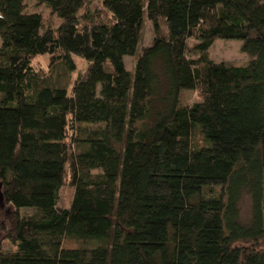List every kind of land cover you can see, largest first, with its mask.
I'll return each mask as SVG.
<instances>
[{
	"label": "trees",
	"instance_id": "trees-1",
	"mask_svg": "<svg viewBox=\"0 0 264 264\" xmlns=\"http://www.w3.org/2000/svg\"><path fill=\"white\" fill-rule=\"evenodd\" d=\"M34 1L56 28L0 0V264H264V0Z\"/></svg>",
	"mask_w": 264,
	"mask_h": 264
},
{
	"label": "rangeland",
	"instance_id": "rangeland-1",
	"mask_svg": "<svg viewBox=\"0 0 264 264\" xmlns=\"http://www.w3.org/2000/svg\"><path fill=\"white\" fill-rule=\"evenodd\" d=\"M91 1H92L91 9H97V10L101 9L102 0H91ZM26 10L27 12H33V11L38 12L42 17L44 26H50L52 28H56L60 23V20L55 15H53L46 6H44L43 4H37L34 0H26ZM151 38H152L151 24L146 18H144L143 27L141 30V36L138 42V47L136 49V52L134 54L125 55L123 58L126 68L131 72L133 71L134 63L138 51L141 48L148 46L151 41ZM241 44L242 42L239 39H220V38L215 39L208 49L209 57L216 62L225 61V62H233L237 64L245 63L249 60V56L241 51ZM73 58L76 62V70L71 75L72 79L75 78L79 72H83L86 67V63L83 59L75 55L73 56ZM34 66L36 69H42L46 71L48 66V59L40 57L34 61ZM188 97L192 101L198 100V95H196L195 93H189ZM80 126L81 128H85V129L95 127V125H90V124H81ZM70 198H71V190H69L68 188H64L61 192V205L67 207ZM250 208H251L250 196L244 193L239 202V215L241 220L247 221L249 219ZM31 209L32 208L23 207L20 209V211L22 213L31 214L33 213V210ZM12 211L13 208L5 204V202L2 199H0V227L1 224L4 223L5 217ZM0 237H1V232H0ZM2 249L4 251H13L16 249V245L10 243V241L8 240H4L2 242Z\"/></svg>",
	"mask_w": 264,
	"mask_h": 264
}]
</instances>
